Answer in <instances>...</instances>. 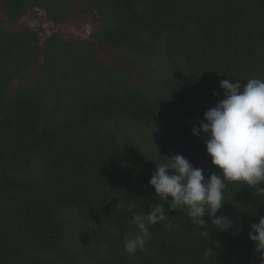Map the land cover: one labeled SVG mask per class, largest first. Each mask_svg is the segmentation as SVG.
Listing matches in <instances>:
<instances>
[{"label": "trees", "instance_id": "obj_1", "mask_svg": "<svg viewBox=\"0 0 264 264\" xmlns=\"http://www.w3.org/2000/svg\"><path fill=\"white\" fill-rule=\"evenodd\" d=\"M77 4L100 15L94 39L127 51L134 67L160 59V71L144 86L97 64L86 41L73 48L55 34L46 40V89L15 88L43 48L32 27L10 35L0 21V264H84L68 239L75 221L97 229L89 264H264L248 238L264 198L238 183L226 182L217 213L230 230L208 217L199 229L186 209L164 203L168 220L149 225L146 249H124L137 231L133 214L162 203L149 185L156 162L182 154L206 176L219 171L193 128L224 98L222 80L264 78V0H0V11L20 21L44 8L57 22ZM74 82L76 108L66 111Z\"/></svg>", "mask_w": 264, "mask_h": 264}, {"label": "clouds", "instance_id": "obj_2", "mask_svg": "<svg viewBox=\"0 0 264 264\" xmlns=\"http://www.w3.org/2000/svg\"><path fill=\"white\" fill-rule=\"evenodd\" d=\"M221 88L224 98L205 112L198 128H193V135L199 137L202 133L205 137L207 154L219 171L206 176L202 168L193 167L182 154L164 157L160 163L155 161L156 170L149 185L162 203L151 206L144 215L133 214L132 223L137 231L124 240L127 254L144 251L150 240L149 225L168 220L164 203L168 204L169 212L180 207L186 209L199 229L208 227L205 219L208 217L213 226L230 230L233 222L217 215L226 204L227 183L247 185L255 189L259 200L264 198V78H249L243 84L224 79ZM248 238L258 252L264 253V216L250 225ZM212 253L208 249L207 255Z\"/></svg>", "mask_w": 264, "mask_h": 264}, {"label": "rangeland", "instance_id": "obj_3", "mask_svg": "<svg viewBox=\"0 0 264 264\" xmlns=\"http://www.w3.org/2000/svg\"><path fill=\"white\" fill-rule=\"evenodd\" d=\"M89 4H93V1ZM81 9V4L75 5L73 14L57 22L50 19L48 11L44 8L29 10L20 21H12L0 11V21L5 24L10 35L22 32L24 27H32L37 32L40 45L43 48L36 65L15 80L13 86L20 88L25 82H29L30 85L37 86L40 92L46 89L47 82L42 73L48 53L46 40L55 34H59L73 48L78 45V41H86L82 48L85 51L95 53L97 64L112 67L118 72H127L140 84L154 87L155 73L160 71L161 60L154 59L149 66L140 63L134 67L130 62L133 56L127 51L113 50L93 38L94 33L101 28L98 11L93 10L91 14H83ZM77 67H80V64ZM93 70H95L94 73L99 72V69L94 68ZM78 86L79 82H74L66 91V111L76 108ZM68 239L69 242L77 243L76 250L81 253L84 264H89L98 256L100 246L97 229L94 226L75 221L73 228L68 233Z\"/></svg>", "mask_w": 264, "mask_h": 264}]
</instances>
